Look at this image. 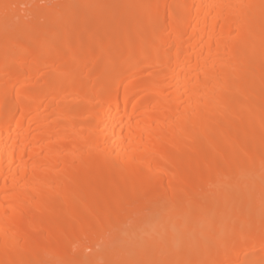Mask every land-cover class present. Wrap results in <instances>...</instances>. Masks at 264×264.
Returning a JSON list of instances; mask_svg holds the SVG:
<instances>
[{"label":"bare ground","instance_id":"obj_1","mask_svg":"<svg viewBox=\"0 0 264 264\" xmlns=\"http://www.w3.org/2000/svg\"><path fill=\"white\" fill-rule=\"evenodd\" d=\"M28 1L0 0V264H131L97 241L160 210L141 260L264 264V0H125L131 28L76 0L102 14L83 45L74 4ZM181 182L188 204L146 195ZM215 186L220 221L197 210Z\"/></svg>","mask_w":264,"mask_h":264},{"label":"rangeland","instance_id":"obj_2","mask_svg":"<svg viewBox=\"0 0 264 264\" xmlns=\"http://www.w3.org/2000/svg\"><path fill=\"white\" fill-rule=\"evenodd\" d=\"M26 1H28V0H26ZM31 1V0H30ZM45 0H41L40 1V3H38V1L37 0H32L31 2H30V4L31 3H33L35 6H37L38 8H40V9H42V8H44L43 6L41 7V5H43L42 3H44V5H48V4H51L52 2L51 1H56V0H51L50 2H49V0L48 1H45ZM117 1H118V3H120V5H121V8L119 7V10L118 11H116V12H113V13H111L112 15H114V16H117V18L119 19V17H120V19L118 20L119 21V23L120 24H124L125 26H127L128 28L131 26H133L136 22H137V20H138V18H137V16L136 15H132V16H128V17H126L127 15V13H128V10H129V8H128V4H127V2L124 0V2H126V3H123V1L121 0H112V1H110V2H107V4H104V6L103 7H105V6H108V7H110V8H112L111 6H114V4H116L117 3ZM25 1H23V4H26V2L24 3ZM29 2V1H28ZM42 2V3H41ZM48 2V3H47ZM69 2H70V4H74V9H72V12H74L75 14H74V16L73 15H70V17H68V18H70V19H67L66 21H68L67 22V24H69L70 23V20H72V18L73 17H77L78 15H80V14H78L79 12V8H81V7H78V9H76L75 7H77L79 4L77 3V4H75L74 2H76V0L74 1V0H72V1H70L69 0ZM46 3V4H45ZM93 3V2H92ZM117 3V4H118ZM37 4H41L40 6L39 5H37ZM95 4V3H94ZM110 5V6H109ZM30 6H33V5H28V3L25 5V6H21L22 8H21V10L22 11H24V10H26L27 8H29ZM107 7V8H108ZM115 7H116V5H115ZM82 9V8H81ZM126 9V10H125ZM128 9V10H127ZM82 10H80V12H81ZM112 11H114V10H112ZM111 11V12H112ZM71 14V13H70ZM73 14V13H72ZM78 14V15H77ZM106 14H108V13H106ZM110 14V13H109ZM109 14L106 16L105 14H104V16L106 17V18H108V16H109ZM110 14V15H111ZM112 15H111V17L109 16V18H108V20H110V18H113L112 17ZM118 15H119V17H118ZM102 14L100 13V14H98L97 16H94V19H93V16H91V19H89V17L88 18H86L87 20H90V21H87L86 19L85 20H83V21H85V22H83L82 20L80 21L79 19H81L79 16V19L77 20V21H71V22H73V24H76V23H74V22H77V23H79V25H80V29L79 30H77L78 32H76L77 33V38H78V40H81V41H79L80 42V44L82 43V45H83V38H86L87 36V34H89V30H91V28H90V26L91 27H93L91 24H93V21H96V18H97V20H99V19H101L102 17ZM158 17V16H157ZM115 18V17H114ZM111 19V20H115V19ZM74 20H75V18H73ZM93 20V21H92ZM117 20V19H116ZM66 21H64V23L66 22ZM81 22V23H80ZM87 22H89V24H87ZM97 22V21H96ZM95 22V23H96ZM62 24H63V22H61ZM61 23H59L60 24V26L62 25ZM111 23H112V21H111ZM58 24V25H59ZM66 24V23H65ZM65 24H64V26H65ZM85 24V25H84ZM114 24H117V25H115V27H118L119 25H118V23H116L115 21H114V23H112L111 25H113L114 26ZM71 25H72V23L71 24H69V25H67L68 27L70 26L71 27ZM77 26H78V24H77ZM84 26H86V28L84 27ZM63 27V26H62ZM130 27V28H131ZM67 28V27H66ZM65 27H64V29H66ZM72 28V27H71ZM90 28V29H89ZM68 30H69V28H67ZM77 29V28H76ZM82 29H84V31L82 30ZM86 29V30H85ZM88 29V30H87ZM108 29V28H107ZM109 30H111V29H109ZM112 30H114V27L112 28ZM133 28L132 29H129V33H130V35L128 34V37H130L131 35H132V32H133ZM145 30V29H144ZM50 31H54V29L53 30H50ZM49 31V34H50V36L53 38V36H55V35H51V34H55V32L53 33V32H50ZM82 32V35H80V33ZM88 32V33H87ZM78 33H79V35L81 36V38L80 37H78ZM87 33V34H86ZM86 34V35H85ZM133 36V35H132ZM131 36V37H132ZM112 38V37H111ZM109 39H110V37H109ZM108 40V39H107ZM106 40V41H107ZM106 41H104V42H106ZM124 41V40H123ZM86 42V41H85ZM122 42V40H120V43ZM124 42H126V41H124ZM123 43V42H122ZM121 43V44H122ZM138 44V43H137ZM3 58H7L6 57V55L5 56H3ZM174 187V189L172 190V192L169 194V195H155V196H153L154 195V191L152 190H147L146 191V195L147 196H149L150 198H152L153 199V197H154V201H156V202H158V204L160 205V207L163 209V211H164V209L167 207V205H169V203H170V201L171 200H174V201H176L178 204H181V205H185V204H188V202H189V194H190V185L188 184L187 185V183H185V182H181V183H178V184H176L175 183V185H173ZM220 186H215V187H213V191H214V195H213V191H212V195H213V197L211 198V202L210 203H208V202H206V201H204V198H201V201H200V203L197 205V210L199 211V212H202V213H205V216H207V215H209L208 216V218H210L211 216H212V218L215 216L216 218L217 217H219L218 216V213H220V211H222L223 210V208L225 207V205H226V202L222 199V195H221V188H219ZM244 192H241V194L238 192V196H241L242 194H243ZM151 195V196H150ZM200 197H202L201 195H200ZM242 206H241V208H244L243 207V205L244 206H246L245 204H241ZM147 213V216H146V214H144V216H143V218H142V221H141V223H140V226L138 227V228H135V231L133 230L132 232H133V234H132V236H130L129 235V233H127L126 231H131V230H129L128 229V227L126 226L125 228H123L122 230H118V231H116L115 232V234L114 235H112L113 237H111V236H108L107 238L108 239H100V241H97V243H96V246H95V248L96 249H102L103 247L105 248L106 246H109L108 248H111L112 246H114V248L115 249H119V250H121L122 251V253L128 258V259H130V261H131V264H153V262L152 261H150V260H141L140 259V254L142 253L141 251H143V249H141V248H143L142 246H143V244H145V242L147 241V237H148V235H150L151 234V230H150V228H149V225H148V223H150V227H153L154 228V230H157L158 232H162V234H165L164 233V231H165V229L163 228L162 229V227H160V225H162L163 224V221H164V218H165V214H163V212H162V210H160V211H154V212H146ZM206 213H208L207 215H206ZM152 214V215H151ZM153 214H154V216H153ZM201 214V213H200ZM203 215V214H202ZM145 217V218H144ZM221 217V216H220ZM152 218V219H151ZM154 218V219H153ZM215 218V219H216ZM218 219V218H217ZM216 219V220H217ZM154 220H156L154 223H153V221ZM219 220V219H218ZM150 221H152V222H150ZM220 221V220H219ZM156 224V226H154V225H151V224ZM159 225H158V224ZM180 227H179V229L181 230L180 231V233H179V230L177 231L178 232V235L181 237H179L180 239L179 240H181L182 238H184L185 239V236L187 237V235L184 233V232H186V231H184V229L186 228V226H184V222L183 221H180ZM185 225H186V223H185ZM264 226V224L263 225H261L260 226V229L262 228ZM185 227V228H184ZM162 229V230H161ZM185 230H187V229H185ZM218 231V230H217ZM217 231H215L214 233H213V235L214 234H216V233H218L219 235L221 234V232H220V230L217 232ZM185 234V235H184ZM184 235V236H183ZM216 236H218V235H216ZM111 237V238H110ZM191 237V236H190ZM134 239H136V240H138V242H140L139 244H141L139 247L138 246H133L132 244L134 243V242H132V241H135ZM198 239V238H197ZM145 240V241H144ZM254 241V240H253ZM130 242H132V243H130ZM128 243V244H127ZM173 244V245H172ZM176 242H174V243H172V242H170L169 244H168V242H167V244H166V247L167 248H169L170 247V250L172 251V252H168V254H167V252H164V254L163 255H169V254H171L170 255V260H174V261H177V259L175 260L174 259V257L176 256L178 259L180 258L179 257V252L177 251V247H176ZM178 244V243H177ZM129 245V246H128ZM132 245V246H131ZM170 245V246H169ZM131 246V247H130ZM171 246H172V248H171ZM136 247L139 249V250H136ZM176 247V248H175ZM133 248V249H132ZM134 248H135V250H134ZM173 248H175V249H173ZM124 250H126V253H124ZM169 250V249H168ZM174 250H175V252H174ZM250 250H253V249H250ZM91 249L90 248H87V249H83L82 251H80V258H86L90 253H91ZM129 253H128V252ZM174 253V254H173ZM176 254V255H175ZM175 255V256H174ZM172 256V257H171ZM173 258V259H172ZM203 262V261H202ZM101 262H96V263H94V264H100ZM66 264H68V263H66Z\"/></svg>","mask_w":264,"mask_h":264}]
</instances>
